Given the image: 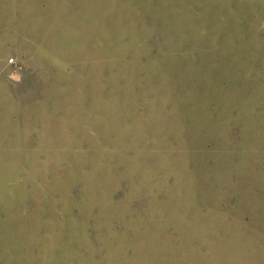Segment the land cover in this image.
I'll list each match as a JSON object with an SVG mask.
<instances>
[{"label":"rangeland","instance_id":"1","mask_svg":"<svg viewBox=\"0 0 264 264\" xmlns=\"http://www.w3.org/2000/svg\"><path fill=\"white\" fill-rule=\"evenodd\" d=\"M261 235L264 0H0V264H264Z\"/></svg>","mask_w":264,"mask_h":264},{"label":"built area","instance_id":"2","mask_svg":"<svg viewBox=\"0 0 264 264\" xmlns=\"http://www.w3.org/2000/svg\"><path fill=\"white\" fill-rule=\"evenodd\" d=\"M9 64L14 65V66L17 65L13 59H11V60L9 61Z\"/></svg>","mask_w":264,"mask_h":264},{"label":"crops","instance_id":"3","mask_svg":"<svg viewBox=\"0 0 264 264\" xmlns=\"http://www.w3.org/2000/svg\"><path fill=\"white\" fill-rule=\"evenodd\" d=\"M260 239H261V240H264V235H261V236H260ZM259 263H264V261H260Z\"/></svg>","mask_w":264,"mask_h":264}]
</instances>
